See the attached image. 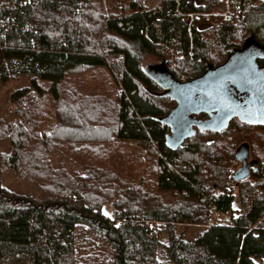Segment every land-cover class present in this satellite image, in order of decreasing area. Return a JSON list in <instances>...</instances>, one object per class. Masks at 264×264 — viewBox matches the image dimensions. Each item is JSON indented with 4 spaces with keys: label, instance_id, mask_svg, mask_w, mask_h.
Here are the masks:
<instances>
[{
    "label": "trees",
    "instance_id": "obj_1",
    "mask_svg": "<svg viewBox=\"0 0 264 264\" xmlns=\"http://www.w3.org/2000/svg\"><path fill=\"white\" fill-rule=\"evenodd\" d=\"M114 2L0 0V80H29L0 116V264H264V127L178 142L165 120L174 83L253 48L264 66V0H237L231 18L222 0ZM102 71L118 91L79 88ZM244 142L258 171L238 184L240 215L212 223L233 209ZM123 143L149 167L139 178Z\"/></svg>",
    "mask_w": 264,
    "mask_h": 264
},
{
    "label": "water",
    "instance_id": "obj_2",
    "mask_svg": "<svg viewBox=\"0 0 264 264\" xmlns=\"http://www.w3.org/2000/svg\"><path fill=\"white\" fill-rule=\"evenodd\" d=\"M237 56L239 53L233 54L228 63L201 77L173 84L177 105L165 120L171 123L178 142L193 134L190 126L193 119L188 117L193 112L211 114L209 119L200 122L201 127L210 130L228 128L234 117L250 124H264V67H259L255 59L240 61L238 58L237 63L230 64ZM154 72L159 77L165 73L160 67ZM235 89L246 93V97L237 96ZM243 151L248 155V143H244L235 154L237 160L243 161L233 173L237 182L250 175Z\"/></svg>",
    "mask_w": 264,
    "mask_h": 264
},
{
    "label": "rangeland",
    "instance_id": "obj_3",
    "mask_svg": "<svg viewBox=\"0 0 264 264\" xmlns=\"http://www.w3.org/2000/svg\"><path fill=\"white\" fill-rule=\"evenodd\" d=\"M114 1H119V0H104L105 4H107V5H109L110 3L113 4ZM160 1L161 0H145L144 3H145L146 8L151 9V8H154ZM158 63H160V61L152 55H147L143 60V65L145 67L150 65V64L154 65V64H158ZM88 75H86V77L81 78L80 81L78 80L79 82H82L81 84H78V85H79V88L84 92L90 91L95 85L103 86V88L105 90L114 89L115 91H118V89H119V86H117L114 83L113 78H111L109 73L106 71L97 72L95 79L89 78ZM28 84H29L28 79L10 80L9 82H6V83L1 82V80H0V116L4 115L6 113L11 114V116H13L12 112H13V109L15 108V104L11 101V98H10L11 92L15 88L22 87V86L28 85ZM103 88L98 87V91H103ZM121 149H122L121 150L122 154H119V156L121 158L127 157L131 160V164L128 168L130 171H133L135 173V176L137 178H139L140 176L145 174L146 171H148V169H149L148 166H146V165L142 166L139 164V161L137 159L138 149L133 145V143H126V144L123 143L121 145ZM60 164L66 166L70 169H72V168L81 169L80 165H77L76 163H72V162L68 161L65 157H63L60 153H58L55 156L54 165L58 166ZM237 166H238V163L234 162L231 166V170L232 171L235 170ZM231 191L235 197L234 202H233L232 211L228 212V213L220 214V215H217L216 213H214L213 217H212V221H211L212 223L216 222L217 219H220V218H224V219H227L230 221L233 219V217H237L240 215L241 205H240V198H239V194H238V189L236 187H231ZM103 210L105 213H107L106 215L110 216L112 219L115 218L114 207L112 205L106 204L103 207ZM259 263H260V261H259Z\"/></svg>",
    "mask_w": 264,
    "mask_h": 264
},
{
    "label": "flooded vegetation",
    "instance_id": "obj_4",
    "mask_svg": "<svg viewBox=\"0 0 264 264\" xmlns=\"http://www.w3.org/2000/svg\"><path fill=\"white\" fill-rule=\"evenodd\" d=\"M261 55H262V51H261V50H258V49H256V48H253L252 51H247V52H245V53H241V54H239V56H237V58H234V60L231 61L230 64H235V63H237V62L239 61L238 58L241 59L240 61H247V60H249V59H255V60L257 61V63H258V66L262 68V67H264V66H261V65L259 64V57H260ZM234 57H235V56H234ZM235 61H236V62H235ZM235 91H236L235 94H236L237 96H238V95H239V96H242V98H245V97H246V93H243L241 90H239V89H235ZM188 117L191 118V119H193V121L191 122V125H190L191 128H192V132H193V133H194L195 131L199 130V129L203 130L204 132L209 131V132H212V133L226 130V128H224V129H222V130L217 131V130H210V129H206V128L201 127V123H200V122H203V121H205V120H207V119H209V118L211 117V114H209V113H206V112H199V113L193 112V113L188 114ZM234 120L243 121V120H241L239 117H234V118L231 120V122H233ZM231 122H230V123H231ZM244 122H245V121H244ZM251 125H253V127H256V128L259 127V126L264 127V124H256V125H255V124H251ZM244 143H247V142H244ZM244 143L240 144V145L237 147V150H238V149H239ZM237 150H236V152H237ZM242 155L245 156V159H246V161H247V163H248V165H249V168H250V175L253 174L254 172L258 171V168H259V164H260V162H259V159H258L257 157H254V155L252 154V150H251V146H250V145H249V152H248V155L245 154L244 151L242 152ZM254 161H257V163L254 164ZM235 162L238 163V166L236 167V169H238L239 167H241V166L243 165V161H239V160L236 159ZM236 169H235V170H236ZM250 175H249V176H250ZM238 184H239V182L236 181V183H235V187H236V188L238 187Z\"/></svg>",
    "mask_w": 264,
    "mask_h": 264
},
{
    "label": "built area",
    "instance_id": "obj_5",
    "mask_svg": "<svg viewBox=\"0 0 264 264\" xmlns=\"http://www.w3.org/2000/svg\"><path fill=\"white\" fill-rule=\"evenodd\" d=\"M225 4V9H224V12L223 14L225 15L226 18H231L232 16V13L238 8L237 7V4H236V1L237 0H222ZM190 19L192 20L195 16L198 17L197 14L195 13H191L190 15ZM6 38V34L5 33H2L0 35V51L2 50L3 48V44H2V40ZM217 215H220V213H216ZM231 221V220H230Z\"/></svg>",
    "mask_w": 264,
    "mask_h": 264
},
{
    "label": "snow or ice",
    "instance_id": "obj_6",
    "mask_svg": "<svg viewBox=\"0 0 264 264\" xmlns=\"http://www.w3.org/2000/svg\"><path fill=\"white\" fill-rule=\"evenodd\" d=\"M105 214H107V213H105Z\"/></svg>",
    "mask_w": 264,
    "mask_h": 264
}]
</instances>
